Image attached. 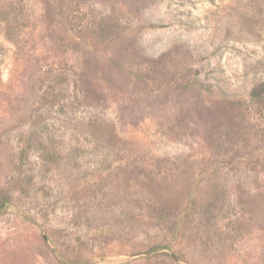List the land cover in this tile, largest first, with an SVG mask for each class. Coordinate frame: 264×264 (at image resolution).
Segmentation results:
<instances>
[{"label": "rangeland", "instance_id": "374dc122", "mask_svg": "<svg viewBox=\"0 0 264 264\" xmlns=\"http://www.w3.org/2000/svg\"><path fill=\"white\" fill-rule=\"evenodd\" d=\"M0 264H264V0H0Z\"/></svg>", "mask_w": 264, "mask_h": 264}]
</instances>
